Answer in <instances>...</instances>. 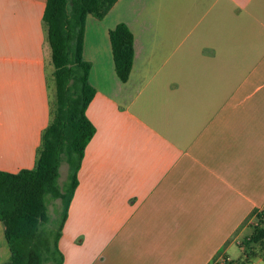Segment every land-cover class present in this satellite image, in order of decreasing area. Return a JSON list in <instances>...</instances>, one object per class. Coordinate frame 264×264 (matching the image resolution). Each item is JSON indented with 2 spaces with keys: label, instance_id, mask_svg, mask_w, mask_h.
Instances as JSON below:
<instances>
[{
  "label": "crops",
  "instance_id": "obj_1",
  "mask_svg": "<svg viewBox=\"0 0 264 264\" xmlns=\"http://www.w3.org/2000/svg\"><path fill=\"white\" fill-rule=\"evenodd\" d=\"M47 1L0 0L9 173L36 168L53 120ZM120 23L134 35L127 82L110 41ZM84 59L96 133L59 241L63 264L244 261L251 215H264V0H118L103 19L88 16ZM257 252L248 264H264ZM0 253L7 263L1 220Z\"/></svg>",
  "mask_w": 264,
  "mask_h": 264
},
{
  "label": "trees",
  "instance_id": "obj_2",
  "mask_svg": "<svg viewBox=\"0 0 264 264\" xmlns=\"http://www.w3.org/2000/svg\"><path fill=\"white\" fill-rule=\"evenodd\" d=\"M117 1H47L44 21L54 65L53 120L43 132L36 168L16 174L0 170V220L11 252L5 264L64 262L59 241L79 184L85 150L96 133L87 116L96 94L89 81L92 65L84 59L87 19L89 15L103 19ZM110 41L117 76L127 82L135 58L133 32L127 24L120 23L110 31ZM64 163L68 165V176L61 186L60 169ZM51 201L60 204L55 213L57 220L50 213ZM252 216H256V223L242 242L247 258L236 264H248L259 255L255 245L264 246V215L254 211Z\"/></svg>",
  "mask_w": 264,
  "mask_h": 264
},
{
  "label": "rangeland",
  "instance_id": "obj_3",
  "mask_svg": "<svg viewBox=\"0 0 264 264\" xmlns=\"http://www.w3.org/2000/svg\"><path fill=\"white\" fill-rule=\"evenodd\" d=\"M67 176H68V165L66 163H64L62 166H61V169H60V179H59V182L61 184V186H63L65 184V182L67 181ZM59 201H51L50 204H49V209H50V213L52 214V216H54V219L57 220L59 218V216L56 213V209L59 207ZM251 231V229H250ZM256 249L259 251H263L264 250V246L263 245H255ZM6 253H0V263L1 262H6L7 261V256L9 254H6ZM233 258H235V261L238 262V261H241L242 258H240V255L237 256V255H233ZM2 258V259H1Z\"/></svg>",
  "mask_w": 264,
  "mask_h": 264
},
{
  "label": "built area",
  "instance_id": "obj_4",
  "mask_svg": "<svg viewBox=\"0 0 264 264\" xmlns=\"http://www.w3.org/2000/svg\"><path fill=\"white\" fill-rule=\"evenodd\" d=\"M212 264H230V262L228 259H225V260H218V259L216 260L215 259V261H213Z\"/></svg>",
  "mask_w": 264,
  "mask_h": 264
}]
</instances>
